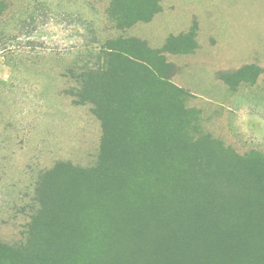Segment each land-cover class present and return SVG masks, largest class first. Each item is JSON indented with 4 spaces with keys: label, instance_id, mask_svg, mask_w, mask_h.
<instances>
[{
    "label": "trees",
    "instance_id": "trees-1",
    "mask_svg": "<svg viewBox=\"0 0 264 264\" xmlns=\"http://www.w3.org/2000/svg\"><path fill=\"white\" fill-rule=\"evenodd\" d=\"M161 1L109 0L108 13L129 27ZM195 27L160 49L108 39L103 64L78 74L70 94L100 120L97 160L39 176L25 238L0 239V264H264V152L192 134L197 111L169 77L164 52L193 51Z\"/></svg>",
    "mask_w": 264,
    "mask_h": 264
},
{
    "label": "rangeland",
    "instance_id": "rangeland-1",
    "mask_svg": "<svg viewBox=\"0 0 264 264\" xmlns=\"http://www.w3.org/2000/svg\"><path fill=\"white\" fill-rule=\"evenodd\" d=\"M0 19V239L25 238L39 176L58 162L95 164L102 128L75 104L78 74L104 62L106 41L160 49L195 24L196 47L164 52L170 80L197 111L191 133L239 153L264 152V0H162L151 20L118 27L109 0H4ZM173 45H176L173 43ZM243 68V79L236 71ZM229 75V83L221 75ZM198 127V128H197Z\"/></svg>",
    "mask_w": 264,
    "mask_h": 264
}]
</instances>
